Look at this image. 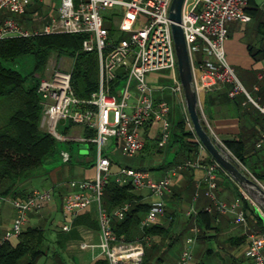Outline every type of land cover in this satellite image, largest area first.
I'll list each match as a JSON object with an SVG mask.
<instances>
[{"label":"built area","instance_id":"2783aa9c","mask_svg":"<svg viewBox=\"0 0 264 264\" xmlns=\"http://www.w3.org/2000/svg\"><path fill=\"white\" fill-rule=\"evenodd\" d=\"M43 3V0H38ZM173 0H60L57 16L45 24L37 15L31 18L28 29L20 26L12 17L3 20L1 15H23L33 0H0V40L13 37L49 36L58 34H87L82 43L84 52H97L99 64L98 90L86 100L78 99L73 92L71 72L57 68L49 77L40 81L38 93L42 97V124L56 140L64 137L58 132L60 121L86 128L93 133L90 138L80 137V142L92 143L96 147L94 177L67 183L68 194L63 210L68 218L63 231H70L80 214L95 206L99 224V242L89 243L82 236L76 245L78 250L97 247L109 264H142L148 237L134 241L118 238L112 228V221H122L130 210V203L109 214L103 205V196L111 175V160L103 153L111 140H116L125 157L135 158L145 148L143 131L149 125L160 126L159 139L163 146L171 137V107L165 100L155 101L154 88L149 84L150 74L169 71L172 79L170 90L185 114L188 129L194 133L187 115L184 96L178 77L177 58L171 34L169 10ZM250 0H185L181 27L184 31L190 58L193 81L205 127L217 138L207 124L201 99L204 94L222 90L229 86L228 96L234 99L240 94L247 97L264 116V107L259 106L245 90L234 69L227 61L225 43L231 22L246 25L252 18L248 12ZM110 12V15H106ZM107 23L117 25L121 36L115 39ZM195 135V134H194ZM264 139V135L262 136ZM199 153L195 161H186L169 170L166 177L156 181L148 171L121 167L119 185H131L134 189L149 191L153 202L141 221V231L165 215L164 197L170 193L172 178L182 170L201 169L205 172L206 197L211 201L207 212L213 209L218 215H230L236 225L245 228L248 255L252 264H264V235L248 230L247 217L238 201L226 203L218 199L220 173L226 172L213 160L204 164L202 154L206 150L195 136ZM64 162L70 160L67 152H61ZM227 175V174H226ZM258 181V180H257ZM259 182V181H258ZM264 188V185L259 182ZM243 197L257 208L261 218L264 212L240 189ZM48 190H33L26 200L10 202L15 210L10 232L1 240L18 239L28 222V214L39 209L51 199ZM0 200H8L0 197ZM193 212H188L192 216ZM199 228L193 226L191 235L185 241L177 264H190L198 240ZM85 233V232H84ZM75 248V249H76Z\"/></svg>","mask_w":264,"mask_h":264},{"label":"crops","instance_id":"0c3cea01","mask_svg":"<svg viewBox=\"0 0 264 264\" xmlns=\"http://www.w3.org/2000/svg\"><path fill=\"white\" fill-rule=\"evenodd\" d=\"M59 6L60 0H43V3L33 0L23 15H11L6 11L2 14L12 17L20 26L28 29V24L34 15L40 18L39 24L35 23L34 25H43L52 16H57ZM248 9L252 18L250 23L242 25L231 22L227 25L228 39L225 43V53L228 63L234 69L250 97L259 106L264 107V0H252ZM148 81L154 88L155 101L165 100L169 103L172 134L180 135L177 125L180 120H185L181 104L177 100V102L175 101L167 87L157 86V73L150 74ZM228 90L229 88L226 86L222 90L202 96L203 116L214 135L232 155L233 153L226 144L245 141L246 151L244 154L249 169L241 164L251 176L262 175L264 173V139L262 138L264 116L245 95L240 94L231 99L227 94ZM68 126V123L58 126V132L64 137L60 142L79 144L81 158L74 164L69 155L68 162H64L62 159L63 166L56 167L52 171L37 172L22 184L26 194L33 190L40 191L35 184L41 186V191L52 192L48 202L28 214L26 228H39L44 234L43 253L39 258V260H43V264H96L106 260L97 247L78 250L76 245L82 240V236H85L89 243L97 245L99 242L98 230L86 225L74 227V224L70 231L66 232L62 229L68 221L63 210L64 199L69 191L66 186L67 182L91 179L95 173V160L91 161L86 154H83L86 149H94L96 154L95 145L78 140L92 132L74 124ZM185 129L189 130L187 124ZM159 131L158 124L145 128L143 131L145 148L139 155L141 157L139 165L135 167L124 166L115 158L117 154L121 156L123 154L116 140H111L105 148L106 156L110 158L112 164L108 182L117 183L118 179L122 178L118 175V170L121 167L144 169L150 173L151 178L159 181L166 177L171 170V168H166L167 163L178 152H180L178 162L184 163L197 159V157H187V153L181 151L179 143L170 144L172 148H169L168 145H161ZM202 156L207 161V155L204 153ZM204 177L203 170L189 169L180 171L172 178L170 193L164 197L165 215L151 225L162 228L165 234L148 236V241L145 244L146 255H144L147 256L148 264H177L185 241L190 237L191 228L194 225L199 228L200 232L190 264H252L248 255V242L243 226L236 225L230 215H218L215 209L208 213L211 219L200 216L201 213L207 212V208L211 204V201L206 197L207 184ZM261 183L263 184L264 181ZM133 192L140 203L151 205L153 202L148 190L134 189ZM240 193V188L229 179L222 176L218 180V199L229 204L238 201L246 212L248 230L264 235V232L260 231L261 226H264V219L261 218L255 206L244 197H240ZM92 207L95 208V206ZM190 211L193 212L192 216L188 215ZM14 216L15 210L10 199L0 200V241L10 232ZM257 216L262 220L261 226L256 222ZM138 237L140 236H135L133 240ZM11 242L16 243L17 239H12ZM59 249L61 253H59Z\"/></svg>","mask_w":264,"mask_h":264},{"label":"trees","instance_id":"16d2710c","mask_svg":"<svg viewBox=\"0 0 264 264\" xmlns=\"http://www.w3.org/2000/svg\"><path fill=\"white\" fill-rule=\"evenodd\" d=\"M248 12H250L249 9ZM6 17L9 16L1 15L2 20ZM86 38L87 34H58L0 40V197L26 200L30 193H25L22 184L58 153V143H62L41 128L44 107L38 88L42 76L40 73L45 70L50 55L57 53L58 57L66 55L73 59L70 71L71 84L74 95L78 99L86 100L98 90V56L97 52L88 53L82 50V43ZM26 57H32L35 62L34 70L29 74L18 69V63ZM228 88L230 89L229 86ZM185 125V120H180L177 125L180 130L178 136L172 134L171 127L168 147L172 148L170 144L179 143L181 151L187 153V157L196 158L200 145L195 142L194 133L186 131ZM92 136L93 133H90L86 135V138ZM245 144V141L241 140L228 143L226 146L236 159L248 168V161L244 154ZM206 155L207 161L203 159V163H211L213 159L209 154L206 153ZM179 157L180 152L169 160L166 168L173 169L182 164L178 162ZM142 171L146 170L142 169ZM222 176L233 182L224 172L220 173V178ZM255 178L263 182L264 173ZM133 190L130 184L119 185L114 181L106 184L103 205L109 214L125 203L131 205L122 221H112L115 235L125 241H132L137 235L148 237L165 234V231L158 226L140 230L141 221L149 212L151 205L140 203ZM240 197L243 198L241 193ZM96 215V209L91 207L74 220V227L86 225L98 230ZM200 216L211 219L208 212H203ZM256 219L261 226L262 220L259 216ZM260 231L264 232V226H261ZM43 242L44 234L41 229L25 227L16 243L0 242V264H19L22 260H25L24 264H37L43 253ZM96 264L109 263L105 260ZM142 264H148L147 256H144Z\"/></svg>","mask_w":264,"mask_h":264},{"label":"water","instance_id":"95a60500","mask_svg":"<svg viewBox=\"0 0 264 264\" xmlns=\"http://www.w3.org/2000/svg\"><path fill=\"white\" fill-rule=\"evenodd\" d=\"M184 2L185 0L172 1L169 19L172 22L171 34L177 58L178 77L183 91L187 115L192 124L194 134L209 156L224 169L233 182L264 212V188L254 177L246 172L238 160L205 127L193 81L184 31L181 27ZM64 123V120L60 121V124Z\"/></svg>","mask_w":264,"mask_h":264},{"label":"rangeland","instance_id":"374dc122","mask_svg":"<svg viewBox=\"0 0 264 264\" xmlns=\"http://www.w3.org/2000/svg\"><path fill=\"white\" fill-rule=\"evenodd\" d=\"M57 1H59V0H57ZM106 15H110V12H107ZM107 27L111 29L116 40H118L120 37H122L123 39H128L130 37V34H125L124 36H121L122 34L119 33L117 30V25H114L112 23H107ZM72 66H73V59L71 57L66 56V55H62V56L58 57L57 53H52L50 55V59L47 63L45 70L40 73V75H42L41 80L46 78V77H49L51 75L52 71L54 69H57L58 67L61 69L67 70V71H71L70 69ZM34 67H35V62H34V59L32 57H26L25 59L21 60L18 63V69L25 74H29V73L33 72ZM157 75H158L157 86H162V87H167V88L172 86V79H171V76H170L171 74L169 71L159 72V73H157ZM167 90L171 94L170 90L169 89H167ZM171 96H172V94H171ZM41 128L47 132L46 126H44L42 124V120H41ZM57 149H58L57 150L58 153L56 155H54L52 158H50V160L47 162V164L44 167L36 170L35 174L37 172H40V171L42 172L43 170L52 171L56 167L63 166L62 158L60 155V152H62V151L67 152L71 156V161L74 164L77 163L79 161V159L81 158V156H80V152H81L80 151V145L75 143V142L74 143H66V142L58 143ZM103 153L105 155L107 154L105 148L103 149ZM83 154H86L87 158H90L91 161H94L96 158L95 157L96 154H95L94 149H91V150L86 149L83 151ZM115 158H117L118 161L122 162V165H124V166L135 167V166L139 165L141 157L137 156L135 158H129V157H125V156H121V155L117 154ZM239 163L241 164V162H239ZM246 172H247V170H246ZM249 175H251V174H249ZM252 177H254V176H252ZM35 185L41 191V189H42L41 186L37 185V184H35ZM65 249H67V248H65ZM58 251H59V253H61L60 249ZM149 256H151V254H149ZM24 263H25V260H22L21 262H19V264H24ZM38 264H43V260L40 259Z\"/></svg>","mask_w":264,"mask_h":264}]
</instances>
